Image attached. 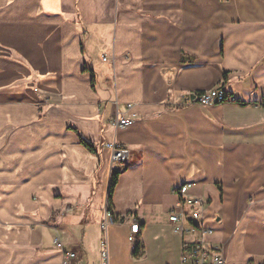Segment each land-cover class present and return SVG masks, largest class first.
Here are the masks:
<instances>
[{
    "label": "crops",
    "instance_id": "crops-1",
    "mask_svg": "<svg viewBox=\"0 0 264 264\" xmlns=\"http://www.w3.org/2000/svg\"><path fill=\"white\" fill-rule=\"evenodd\" d=\"M215 88L238 101H181ZM111 143L127 160L108 264H180L200 234H173L168 213L194 209L226 264H264V0H0V264H62L55 235L72 264H100L84 210ZM184 184L200 207H182Z\"/></svg>",
    "mask_w": 264,
    "mask_h": 264
},
{
    "label": "built area",
    "instance_id": "built-area-1",
    "mask_svg": "<svg viewBox=\"0 0 264 264\" xmlns=\"http://www.w3.org/2000/svg\"><path fill=\"white\" fill-rule=\"evenodd\" d=\"M181 101L187 106L209 107L215 104H222L225 102L236 103L237 98L225 92L220 88H215L204 93H195L191 95H182ZM130 109V105L127 106ZM133 122L132 118L125 116H116L114 126L117 130H124L128 128ZM106 149L111 152V164L119 166L126 162L127 152L118 144L111 143L104 145ZM190 189V184H184L178 187L174 193L179 197L182 207L190 206L192 208L200 207L201 200L190 198L187 195ZM102 229L106 231L107 227L114 221L112 212L107 208L102 212ZM168 221L171 224L172 233L183 237L192 235L196 232L200 234V238L193 243H182L180 253V264H226L220 250L218 248L210 247L204 241V237L212 234L210 229L203 225L202 215L198 209L192 210L190 215H187L183 210H172L168 213ZM138 231V224L135 222L130 227V234L127 238L130 244L135 243V235ZM53 245L63 254L62 264H72L76 259V253L73 251L65 252L61 239L58 236L53 238ZM100 264H108V250L106 239L100 242Z\"/></svg>",
    "mask_w": 264,
    "mask_h": 264
},
{
    "label": "rangeland",
    "instance_id": "rangeland-1",
    "mask_svg": "<svg viewBox=\"0 0 264 264\" xmlns=\"http://www.w3.org/2000/svg\"><path fill=\"white\" fill-rule=\"evenodd\" d=\"M105 148V146H104ZM106 149V148H105ZM112 168V169H111ZM122 169V166H118V168H115V165L113 167H111V164L107 165V168H106V172H107V175H106V178H107V181L106 183L104 184V189H103V192H102V195L101 196H98L97 194V188H95L94 190V195H93V200H94V205L92 207H90L89 209V206L91 205L90 202L89 204L86 206V209L84 210V214L88 211L87 213V218L90 222V230L95 232V233H98L100 235V242L104 240V237H105V230L102 229V218L99 217V212L96 213L94 210H100L103 208V205H104V200H105V193L107 191V188H108V185L111 181V174H113L114 172L118 171L119 169ZM110 186V185H109ZM110 229V227L108 226L106 231L108 232ZM56 236V235H55ZM54 236V237H55ZM58 236V235H57ZM53 237V238H54ZM60 238V237H59ZM53 240V239H52ZM100 252H101V248H100V243H99V257H100V263H101V256H100Z\"/></svg>",
    "mask_w": 264,
    "mask_h": 264
},
{
    "label": "trees",
    "instance_id": "trees-1",
    "mask_svg": "<svg viewBox=\"0 0 264 264\" xmlns=\"http://www.w3.org/2000/svg\"><path fill=\"white\" fill-rule=\"evenodd\" d=\"M80 144L82 146H84L88 151H90L92 153H95V149H94V147L91 144L85 142L82 139H80ZM118 173H119V171H116L113 174H111V181H110V184H109L110 186L108 188V194H107V197H108V205H107V210L110 211V212H111V208H110L109 199H110V195H111L112 188H113V186L115 184V181H116V175Z\"/></svg>",
    "mask_w": 264,
    "mask_h": 264
}]
</instances>
